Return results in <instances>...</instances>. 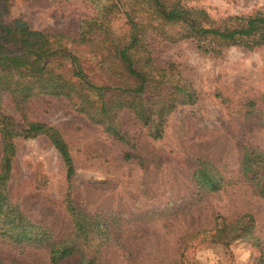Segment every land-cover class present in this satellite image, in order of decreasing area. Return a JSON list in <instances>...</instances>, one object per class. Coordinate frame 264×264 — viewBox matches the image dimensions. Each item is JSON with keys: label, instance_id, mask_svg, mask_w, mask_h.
<instances>
[{"label": "rangeland", "instance_id": "rangeland-1", "mask_svg": "<svg viewBox=\"0 0 264 264\" xmlns=\"http://www.w3.org/2000/svg\"><path fill=\"white\" fill-rule=\"evenodd\" d=\"M216 19L264 11V0H196ZM92 11L85 0H16L9 19L23 18L33 30L76 35ZM111 29L123 34L128 23L116 17ZM156 64L177 65L197 93L193 105L176 108L162 138L129 114L118 120L130 145L114 139L83 115L57 100L28 106V118L55 127L68 144L75 167L72 195L88 212L120 214L121 243L105 248L97 264H256L264 255L248 243L225 247L203 242L217 218L251 213L264 246V198L238 178L239 140L264 149V47L248 52L229 48L222 55L202 54L191 41H150ZM255 102L253 120L243 118ZM9 178L11 198L57 238L68 231L62 209L65 170L45 137L17 140ZM142 158L126 160L125 154ZM218 164L235 183L196 197L190 173L197 155ZM1 155V148H0ZM39 183V184H38ZM0 264H48L46 250L0 244Z\"/></svg>", "mask_w": 264, "mask_h": 264}, {"label": "trees", "instance_id": "trees-1", "mask_svg": "<svg viewBox=\"0 0 264 264\" xmlns=\"http://www.w3.org/2000/svg\"><path fill=\"white\" fill-rule=\"evenodd\" d=\"M15 1L0 0V244L46 250L48 264H97L109 245H123L122 218L113 212H88L77 203L68 144L55 127L29 119L28 106L57 100L130 145L118 122L122 114H129L151 140H159L168 116L178 107L193 105L197 93L177 65L156 64L150 41H191L200 53L217 56L229 48L253 52L264 47V11L216 19L196 0H85L92 14L81 21L76 35H69L33 30L23 18L9 19ZM119 15L128 23L123 34L111 29ZM245 106L243 118L253 120L258 113L255 102ZM37 137L49 141L65 170L62 209L68 231L61 238L25 214L9 193L15 143ZM239 143L236 182L264 198V149L244 140ZM124 158L143 161L138 153L127 152ZM190 182L196 197L235 183L203 154L195 158ZM202 235L206 243L228 247L243 242L264 252L251 213L217 218ZM256 264H264V255Z\"/></svg>", "mask_w": 264, "mask_h": 264}]
</instances>
